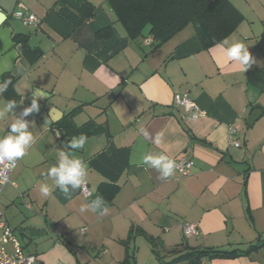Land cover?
I'll use <instances>...</instances> for the list:
<instances>
[{"label":"crops","instance_id":"obj_1","mask_svg":"<svg viewBox=\"0 0 264 264\" xmlns=\"http://www.w3.org/2000/svg\"><path fill=\"white\" fill-rule=\"evenodd\" d=\"M80 1L20 0L14 13L25 9L42 21L26 27L4 14L0 0V82L4 74L14 79L0 106L17 103L0 120V137L33 97L40 106L25 118L34 143L0 195L24 251L36 264H264V0H229L242 20L217 44L204 48L189 23L155 49L145 44L148 36L128 37L108 0H84L94 15L71 31L57 11ZM107 26L114 33L96 37ZM16 35L39 54L33 62ZM236 42L255 60L245 73L222 52ZM179 95L201 115L175 107ZM61 121L68 128L59 137ZM89 121L97 129L74 154L88 164L91 195L56 189L43 196L57 149ZM229 126L239 147L227 140ZM145 153L191 160V173L161 179L140 163ZM97 195L107 212H81ZM185 223L196 224L195 236L185 237ZM207 250L237 254L196 253Z\"/></svg>","mask_w":264,"mask_h":264},{"label":"trees","instance_id":"obj_2","mask_svg":"<svg viewBox=\"0 0 264 264\" xmlns=\"http://www.w3.org/2000/svg\"><path fill=\"white\" fill-rule=\"evenodd\" d=\"M107 4L115 14L117 21L124 27L128 37L135 39L148 36L146 38L153 40L152 49L168 40L189 23L194 26L203 47L208 48L230 35L242 20V16L234 9L229 0H213L211 2L205 0H108ZM94 11L95 7L81 0L77 9L62 5L57 12L72 31L89 20L94 15ZM113 33V28L107 26L95 34L98 38H105ZM14 41L21 44L22 51L30 62L35 60L34 56L39 55L37 51L27 46L26 37L16 35ZM5 79H11L12 83L14 81L9 74L2 75L1 82ZM11 87L12 84L9 85L8 90ZM64 123L61 121L57 125L59 126V137L62 135L61 131L68 128ZM96 129L93 121L77 128L80 134L86 135L94 133ZM196 253L208 258H229L237 254L217 250Z\"/></svg>","mask_w":264,"mask_h":264},{"label":"clouds","instance_id":"obj_3","mask_svg":"<svg viewBox=\"0 0 264 264\" xmlns=\"http://www.w3.org/2000/svg\"><path fill=\"white\" fill-rule=\"evenodd\" d=\"M222 52L228 61L237 64L244 73L255 63L254 58L248 50V45L244 42H236L230 47L223 48ZM10 84H12L11 79H5L0 82V96L8 91ZM16 106L15 100H9L3 106H0V120L11 115ZM39 108L40 106L36 97H33L30 106L25 107L15 117L14 122L7 124L8 131L0 137V162L7 161L10 164H14L27 154L28 149L34 143V136L32 131L29 130L33 122L25 118L33 113H38ZM140 131L144 137H149L150 134L147 130L141 129ZM87 142V135L81 133L79 136L72 137L67 144L57 149V162L46 173L52 183H43L40 186V193L43 196H50L56 189H59L65 197H68L76 190L86 187L88 164L75 155L74 152L75 150L83 149ZM155 142L160 143L159 136L155 138ZM140 163L155 169L161 179L173 177L179 167L174 159L163 153H145ZM80 211H91L103 215L107 212V207L103 197L97 195L95 198L81 205ZM82 231H86V229H82Z\"/></svg>","mask_w":264,"mask_h":264},{"label":"built area","instance_id":"obj_4","mask_svg":"<svg viewBox=\"0 0 264 264\" xmlns=\"http://www.w3.org/2000/svg\"><path fill=\"white\" fill-rule=\"evenodd\" d=\"M19 14V15H18ZM14 16L26 27H39L41 24V19H39L35 14L26 11L25 9L17 10ZM153 40H145L146 45H152ZM173 104L175 107L181 108L184 112L191 114L192 116H200L197 105L193 100H191L187 95L175 96ZM57 136L58 132H57ZM227 140L233 147H239L240 143L237 140L236 129L232 126L228 127L227 130ZM20 159L14 164H10L7 161L0 162V195L2 189L7 185L14 183L11 182V174L17 167ZM179 165L176 172L180 176H189L193 166L191 160L177 159L175 160ZM80 192L85 197H89L91 194L90 188L86 183V187L81 188ZM21 196V195H20ZM82 229L86 228H81ZM198 232L196 224L185 223L183 226V233L185 237L195 236ZM0 264H36V257L32 254H28L24 251L23 244L19 235L15 232L13 228L10 227L8 222L4 217V213L0 208Z\"/></svg>","mask_w":264,"mask_h":264},{"label":"water","instance_id":"obj_5","mask_svg":"<svg viewBox=\"0 0 264 264\" xmlns=\"http://www.w3.org/2000/svg\"><path fill=\"white\" fill-rule=\"evenodd\" d=\"M3 2L7 4V6L1 5L2 10L4 11V14H6V16L12 15L14 13L15 8L20 4V0H3ZM2 19L3 15L0 14V22L2 21ZM254 115L255 114L252 115L250 124L254 121V118L257 117V114L256 116Z\"/></svg>","mask_w":264,"mask_h":264}]
</instances>
